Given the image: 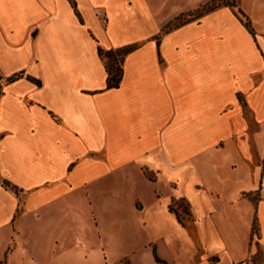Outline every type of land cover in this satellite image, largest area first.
I'll list each match as a JSON object with an SVG mask.
<instances>
[{
  "label": "crops",
  "instance_id": "crops-1",
  "mask_svg": "<svg viewBox=\"0 0 264 264\" xmlns=\"http://www.w3.org/2000/svg\"><path fill=\"white\" fill-rule=\"evenodd\" d=\"M216 2L0 0V264H264V0L163 33Z\"/></svg>",
  "mask_w": 264,
  "mask_h": 264
},
{
  "label": "rangeland",
  "instance_id": "rangeland-1",
  "mask_svg": "<svg viewBox=\"0 0 264 264\" xmlns=\"http://www.w3.org/2000/svg\"><path fill=\"white\" fill-rule=\"evenodd\" d=\"M237 3V0H221L220 3H214L213 6H217V4H220L221 5H225V4H236ZM200 10L199 11H196L192 14H189V15H183L181 16L177 21H171L169 24L170 27H179L185 23H188V22H191V21H194V20H197L199 17H200ZM13 189V188H12ZM14 190V189H13ZM15 192L18 193V190H14ZM132 198V197H131ZM101 199V195L98 196V201H100ZM124 208H123V218L125 219H130L133 217L132 215V212H131V203L129 200H126V202L123 204ZM173 210L179 214V215H183V214H188V206L186 204H184L183 202H175L173 203V206H172ZM99 214H100V217H101V211H98ZM104 213V218L105 219H111L113 218V214H111L110 211H105V212H102ZM121 213V214H122ZM152 239V236L148 235V233H142L140 236H138L136 238L135 241L133 242H127V241H121V242H118V241H115V242H111V247H112V253H113V257L115 258V260L119 259L120 256H123V255H128V254H131V249L132 248H135V249H139V248H142L144 247L145 245L148 244V242ZM149 249H147L144 253L142 254H137L133 257V260H134V263L135 264H145L144 263V259L145 257L144 256H148L150 253H149ZM73 264H101L99 262L98 259H93L91 260V262H88V261H85L81 258H79L78 256L76 258H74L73 260ZM124 264H128V261H124L123 262Z\"/></svg>",
  "mask_w": 264,
  "mask_h": 264
},
{
  "label": "trees",
  "instance_id": "trees-1",
  "mask_svg": "<svg viewBox=\"0 0 264 264\" xmlns=\"http://www.w3.org/2000/svg\"><path fill=\"white\" fill-rule=\"evenodd\" d=\"M214 4V3H213ZM208 5L204 7L202 10H200V16L205 14L206 12L212 10L216 6ZM226 6L235 7V4H225ZM238 18H240L241 22L244 24V26L247 28V30L254 35V30L251 26L250 20L242 13L241 11L237 13ZM181 17V16H180ZM180 17L176 18L174 21H177ZM168 24L164 29L163 33H168L178 27H170ZM182 26V25H181ZM180 27V26H179ZM138 47L136 45L126 46L123 48H119L117 50H109L104 51L101 48H99L98 53L100 57H102L105 60L106 63V71L108 73V81H107V89H118L120 87V84L123 79V68L122 64L124 59L133 51H135ZM2 185L5 188H9V184L7 182H2ZM171 211H173V208H170ZM254 233H258V227L257 224L254 225Z\"/></svg>",
  "mask_w": 264,
  "mask_h": 264
}]
</instances>
